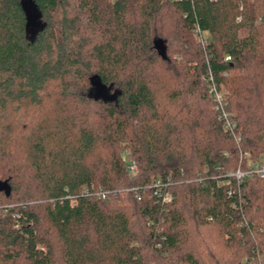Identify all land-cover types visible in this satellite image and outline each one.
<instances>
[{
  "label": "trees",
  "instance_id": "obj_1",
  "mask_svg": "<svg viewBox=\"0 0 264 264\" xmlns=\"http://www.w3.org/2000/svg\"><path fill=\"white\" fill-rule=\"evenodd\" d=\"M32 4L0 0V264H264V179L230 176L264 159V0Z\"/></svg>",
  "mask_w": 264,
  "mask_h": 264
},
{
  "label": "built area",
  "instance_id": "obj_2",
  "mask_svg": "<svg viewBox=\"0 0 264 264\" xmlns=\"http://www.w3.org/2000/svg\"><path fill=\"white\" fill-rule=\"evenodd\" d=\"M210 1L217 2L218 0H210ZM241 20L242 17H239L237 21L240 22ZM195 31L200 38V42L202 46H204L207 43V38L205 34L201 31L198 25H196ZM231 60L232 59L230 56L225 57L226 62H230ZM205 80L209 84V94L211 95L212 101L214 103V109L218 114V118L223 123L224 130L230 132L234 136L235 140L238 143H240L241 136L236 133L237 124L232 119V115L227 110L228 104L226 102L225 94L223 93L222 87H218L216 85L211 72H209L206 75ZM128 170L130 173H134L136 171V166L134 164H129ZM249 175H254L259 179H264V159L260 163L249 165L248 170L246 171L238 169L235 173L230 174V176L235 178L237 182L243 181L244 178ZM166 187L167 184L165 185V183L161 179H157L153 182V184L149 188L153 189L154 197H156L158 200L160 199L162 203L166 204L172 200V195L169 191H166ZM229 195H231V192H229ZM136 197L138 200H140L141 198L139 194H136Z\"/></svg>",
  "mask_w": 264,
  "mask_h": 264
},
{
  "label": "water",
  "instance_id": "obj_3",
  "mask_svg": "<svg viewBox=\"0 0 264 264\" xmlns=\"http://www.w3.org/2000/svg\"><path fill=\"white\" fill-rule=\"evenodd\" d=\"M25 6H26V10L28 13V21H29V25L35 27V25H33L36 21V14H35V8L32 4V0H25ZM1 191H5V193L7 195H10L11 193V188L8 185V182H0V192Z\"/></svg>",
  "mask_w": 264,
  "mask_h": 264
},
{
  "label": "rangeland",
  "instance_id": "obj_4",
  "mask_svg": "<svg viewBox=\"0 0 264 264\" xmlns=\"http://www.w3.org/2000/svg\"><path fill=\"white\" fill-rule=\"evenodd\" d=\"M177 58L178 60H181L182 58L180 57V56H178L177 54L176 55H174V58ZM192 73H194V70H192ZM107 90L108 89H104L103 88V90L102 91H104V92H107ZM223 93H225V89L223 88ZM103 96V98H105V99H110V100H112V99H114V97H113V95H111V94H104V95H102ZM247 163L248 164H253V161L251 160V158H250V155H248L247 154ZM223 244H221V246H222ZM224 246V245H223ZM225 248V247H224ZM222 249V248H221ZM227 251H228V253H233L234 251L231 249V248H229L228 250H225V249H223L222 251H221V254H222V252L223 253H227ZM220 253V252H219ZM248 258H247V256L246 255H244L243 257H242V260H244V262L247 260ZM252 260V261H251ZM250 261L251 262H255V260L254 259H251Z\"/></svg>",
  "mask_w": 264,
  "mask_h": 264
}]
</instances>
